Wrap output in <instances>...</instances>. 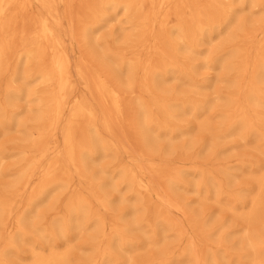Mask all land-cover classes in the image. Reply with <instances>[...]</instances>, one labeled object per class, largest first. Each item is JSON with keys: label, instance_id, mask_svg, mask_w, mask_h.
Here are the masks:
<instances>
[{"label": "bare ground", "instance_id": "1", "mask_svg": "<svg viewBox=\"0 0 264 264\" xmlns=\"http://www.w3.org/2000/svg\"><path fill=\"white\" fill-rule=\"evenodd\" d=\"M118 10L133 32L117 43L97 37ZM67 37L86 46L75 64ZM216 39L219 51L211 47ZM204 50L199 65L226 75L222 105L202 92L209 87L195 62ZM171 81L183 87L169 88ZM23 101L35 102L34 116L23 117ZM129 106L137 151L118 138ZM187 115L218 144L186 143L195 128ZM213 116L221 118L217 134ZM13 130L26 136L0 146V175L6 159L18 158L0 191V264H74L72 243L88 231L91 254L80 264H139L133 251L151 245L160 253L146 264H264V162L236 168L257 180L243 197L224 180L231 168L219 162L230 135L264 143V0H0V138ZM198 148L218 161L214 168L170 165V157L187 160ZM106 187L130 203L109 225ZM180 189L224 201L243 226L188 216L208 243L200 253L171 215L184 212L172 197Z\"/></svg>", "mask_w": 264, "mask_h": 264}, {"label": "rangeland", "instance_id": "2", "mask_svg": "<svg viewBox=\"0 0 264 264\" xmlns=\"http://www.w3.org/2000/svg\"><path fill=\"white\" fill-rule=\"evenodd\" d=\"M207 4H212L216 0H204ZM113 13V11H111ZM117 13V18L114 19L110 24H108L103 30L101 31V34L97 35L99 36H105L110 43H117L124 39L125 37L129 36L133 32V24L130 21V18L126 17L127 15L123 10H118ZM244 15H247V12H243ZM249 15V14H248ZM257 14L253 16H248L247 18H256ZM175 23L174 19L170 22V25H173ZM222 40L216 39L212 43V49L219 51L220 49V43ZM67 46L68 49L70 50L72 62L75 64L79 62V60L82 58L83 53L85 54L84 47L81 44V42H77L76 40L72 42V40L67 37ZM202 49H205L207 47H200ZM209 48V47H208ZM198 56V59L196 60V64L199 65L201 63V59L204 56V52ZM198 73H200V79L201 82L205 83L208 85L209 88L203 90L202 92L206 95L207 99L212 101L214 105H222L223 100L218 99V93L221 91H225L227 81L226 75L221 71L215 69V67H210V68H203L200 65L197 67ZM120 79H123V75H119ZM118 79V78H117ZM75 80L77 83H79V79L77 76H75ZM169 88L175 89V90H180L183 85H180L177 82H169ZM79 88L82 89L83 86L79 84ZM133 99V98H132ZM131 99V100H132ZM130 100V101H131ZM24 107L25 113L23 114L24 118L27 117H32L34 114H36V104L35 102H22L21 103ZM127 119L123 121L121 126L119 127L118 130V138L119 142H126L131 146L133 149L136 151L139 149V143L140 140L138 139L136 133L132 131L133 123H134V117H135V108L133 106H129L127 110ZM212 130L211 133L217 134L219 133L218 131V122L221 121V118L219 117H212ZM185 123H187L195 127L197 120H195L193 117L190 115H187L184 117ZM201 119V118H200ZM198 119V120H200ZM26 135L19 131V130H13L9 132L7 135H4L0 138V146L3 145H10L13 142H17L21 138H24ZM242 137L236 133L234 135H230L227 138H225L224 145L226 146V149L222 153V155L219 157L220 161L222 164L226 165L227 167L231 168V173H233V176H230L229 174L224 176V180L229 181V185H234V189L239 190V195L241 197L243 196H252V192H250V189H255L257 187V180L255 179L256 176H253L254 174L249 173H243L241 171H236V168L240 166L243 162H251V163H256V164H261L264 162V143L260 141H255L253 139L248 138V140L245 142L244 140L241 139ZM187 142L189 141H195V142H200V146H206V145H212V147L215 146V144H218L217 140H215V143H211L212 139L211 136L207 133H202L201 131H198L196 127L194 128L192 135L189 139H186ZM168 142V141H167ZM169 143V142H168ZM160 144V143H159ZM161 145L163 150L167 149V143L161 142ZM161 148V147H160ZM199 149L197 152H199ZM182 156L175 154L174 157H170L169 162L170 165H173L174 167L177 168H183V169H191L193 166H196L197 168L200 169H207V168H214L216 166V159L213 156L208 155L206 152H199L196 155L190 157L187 160H184L183 158H180ZM18 158H10L5 160V172L3 175H0V191L1 188L6 184L9 183L12 180V177L8 176V173H11V169L14 168L16 165ZM127 159V158H125ZM110 161L113 160H105L102 162V165H107ZM187 181L189 183L194 184L197 181V178L192 172L188 175H185ZM120 183L119 179L116 181ZM76 185V183H75ZM154 186L158 192H165L167 189L166 183L160 179V178H155L154 179ZM76 187V186H75ZM122 190V193H126L124 186H119ZM191 188V187H190ZM104 191L107 192V195L111 199V209L110 212H105L103 211V214L105 218L107 219V224H111L114 215L115 214H121L123 211H126L128 209V205L130 203L128 202H121L120 197L121 194L118 192L114 191V189L106 187L103 189ZM101 190V191H103ZM178 195L172 196L173 199L177 204L183 207L184 212L181 211H175L173 210L171 212L172 217L179 222L185 230L188 232L189 236L194 237L195 242H197L201 246V251L200 253L204 254L206 249L208 248L206 244H203L202 240L203 236L197 234L196 232L193 231L192 227L189 225V217L188 216H201V215H206L209 214L213 216V219H219V220H226L227 224H233L235 225L236 228H240L243 226V221L241 220V217L234 214L231 210L228 209L227 206L224 205V201L221 202H216L215 198L212 196V198L206 199L202 195H198L193 192L192 189L189 190H178L177 191ZM248 199V198H247ZM66 200L64 197H61L60 205L64 204ZM98 207V205L96 204ZM130 217H127L129 219ZM91 231L83 233V235L75 240L72 245L75 246V249L72 252V257L75 258L76 260L74 261V264H80V260L78 259H84L87 257V255L91 254L90 249H84L85 244L89 240V236L91 235ZM242 233V232H240ZM240 234H237L234 238L237 239V236ZM173 239H169L171 241ZM182 246L185 245V243H181ZM210 244V243H209ZM211 245H209L210 247ZM27 247H23V250L26 251ZM25 253V252H24ZM160 253V249L156 245H151V246H145L143 250L140 251H133L132 256L136 260V263H143L146 264L148 261L151 259L157 257V255ZM22 263V262H21Z\"/></svg>", "mask_w": 264, "mask_h": 264}]
</instances>
